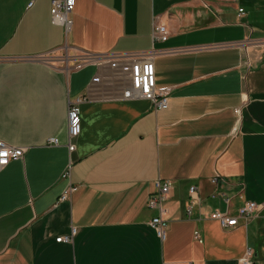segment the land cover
I'll return each mask as SVG.
<instances>
[{
    "label": "crops",
    "instance_id": "1",
    "mask_svg": "<svg viewBox=\"0 0 264 264\" xmlns=\"http://www.w3.org/2000/svg\"><path fill=\"white\" fill-rule=\"evenodd\" d=\"M50 2L0 0V140L24 149L0 171V264H240L247 252L264 264V210L229 231L206 219L226 209L217 190L232 214L264 204V0H75L69 33ZM155 52L156 87L170 89L161 111L122 96L116 59ZM157 181L171 187L164 240L149 227Z\"/></svg>",
    "mask_w": 264,
    "mask_h": 264
},
{
    "label": "built area",
    "instance_id": "2",
    "mask_svg": "<svg viewBox=\"0 0 264 264\" xmlns=\"http://www.w3.org/2000/svg\"><path fill=\"white\" fill-rule=\"evenodd\" d=\"M31 6V3L28 5ZM75 7V0H51L50 2V20L53 25L61 26L65 29L66 33H69L72 26L70 14ZM239 13H242V9H239ZM168 38V31L164 25L155 26L153 33V42H165ZM153 54H133V55H120L116 59L122 63V75L121 78L124 81L130 82V88H125L122 91L124 98H142L152 103L155 111L165 110L168 106V98L170 89L166 87L158 88L155 84V72L153 65ZM94 81L97 78L93 79ZM83 101L82 98H75L69 101L67 110V137L68 144L67 149L69 152L74 150V145L71 144L73 139L77 138L81 132V117H80V104ZM238 114V111H235ZM48 143L58 145V140L51 138ZM0 152L6 153L0 155V171L9 165L10 162L22 159L24 149L16 148L6 144L0 140ZM71 164L64 169L61 179L68 180L70 177ZM212 183L215 186L224 185L227 182L216 175L212 179ZM240 186H243L240 184ZM74 191L73 187H68L67 190L59 198V202L67 201L70 198L71 193ZM171 187L169 182L155 183V193L148 199L147 206L150 209L157 211V215L149 222V227L154 230L157 237L161 240L165 239V230L167 227V221L163 218L166 210L164 208L165 202L170 195ZM188 195L190 204L187 207L188 215L191 214L193 205L199 203L198 191L195 186L188 188ZM222 197L226 205L225 211H219L217 209L212 210L206 215V219L216 222L222 230L229 231L235 229L240 225V222L244 226L261 217V212L264 210V204H257L254 202H244L240 207L236 209V212L232 214L230 211L231 204L230 199L225 196L222 190H217L215 194L211 195V199ZM75 230L72 229V234ZM193 238L198 243H202L200 234L195 231ZM57 242H70L71 238L60 237L56 239ZM240 264H252L250 259V252L240 260Z\"/></svg>",
    "mask_w": 264,
    "mask_h": 264
},
{
    "label": "snow or ice",
    "instance_id": "3",
    "mask_svg": "<svg viewBox=\"0 0 264 264\" xmlns=\"http://www.w3.org/2000/svg\"><path fill=\"white\" fill-rule=\"evenodd\" d=\"M6 153H2V152H0V155H5Z\"/></svg>",
    "mask_w": 264,
    "mask_h": 264
}]
</instances>
